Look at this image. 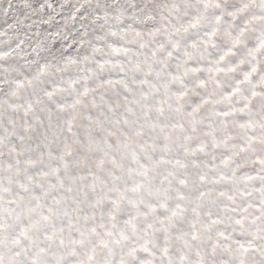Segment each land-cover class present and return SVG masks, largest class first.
<instances>
[{"label": "clouds", "instance_id": "1", "mask_svg": "<svg viewBox=\"0 0 264 264\" xmlns=\"http://www.w3.org/2000/svg\"><path fill=\"white\" fill-rule=\"evenodd\" d=\"M0 264H264V0H0Z\"/></svg>", "mask_w": 264, "mask_h": 264}, {"label": "snow or ice", "instance_id": "2", "mask_svg": "<svg viewBox=\"0 0 264 264\" xmlns=\"http://www.w3.org/2000/svg\"><path fill=\"white\" fill-rule=\"evenodd\" d=\"M69 51L71 50V48L69 47V49H68Z\"/></svg>", "mask_w": 264, "mask_h": 264}]
</instances>
